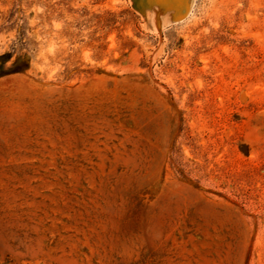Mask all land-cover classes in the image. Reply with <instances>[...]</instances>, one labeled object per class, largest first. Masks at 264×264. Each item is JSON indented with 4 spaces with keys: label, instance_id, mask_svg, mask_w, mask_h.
Listing matches in <instances>:
<instances>
[{
    "label": "rangeland",
    "instance_id": "obj_1",
    "mask_svg": "<svg viewBox=\"0 0 264 264\" xmlns=\"http://www.w3.org/2000/svg\"><path fill=\"white\" fill-rule=\"evenodd\" d=\"M0 264H264V0H0Z\"/></svg>",
    "mask_w": 264,
    "mask_h": 264
},
{
    "label": "water",
    "instance_id": "obj_2",
    "mask_svg": "<svg viewBox=\"0 0 264 264\" xmlns=\"http://www.w3.org/2000/svg\"><path fill=\"white\" fill-rule=\"evenodd\" d=\"M169 2L171 5H173V0H163ZM177 4V3H176Z\"/></svg>",
    "mask_w": 264,
    "mask_h": 264
},
{
    "label": "crops",
    "instance_id": "obj_3",
    "mask_svg": "<svg viewBox=\"0 0 264 264\" xmlns=\"http://www.w3.org/2000/svg\"><path fill=\"white\" fill-rule=\"evenodd\" d=\"M173 2H174V0H173Z\"/></svg>",
    "mask_w": 264,
    "mask_h": 264
}]
</instances>
